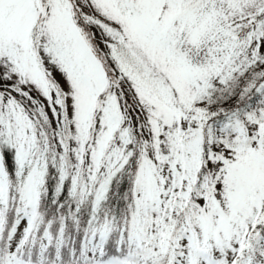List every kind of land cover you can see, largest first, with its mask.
I'll return each instance as SVG.
<instances>
[{"label":"snow or ice","instance_id":"6c2138e0","mask_svg":"<svg viewBox=\"0 0 264 264\" xmlns=\"http://www.w3.org/2000/svg\"><path fill=\"white\" fill-rule=\"evenodd\" d=\"M0 264H264V0H0Z\"/></svg>","mask_w":264,"mask_h":264},{"label":"rangeland","instance_id":"374dc122","mask_svg":"<svg viewBox=\"0 0 264 264\" xmlns=\"http://www.w3.org/2000/svg\"><path fill=\"white\" fill-rule=\"evenodd\" d=\"M93 31H95V29H93ZM97 43H99V36H97ZM101 47H103V45L101 44ZM57 79L60 80L61 83H63L62 79L60 78L59 74H57Z\"/></svg>","mask_w":264,"mask_h":264}]
</instances>
